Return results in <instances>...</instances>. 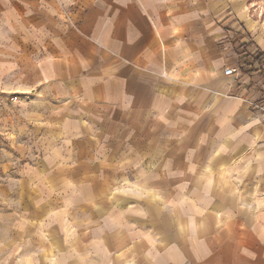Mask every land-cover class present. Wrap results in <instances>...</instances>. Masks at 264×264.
<instances>
[{
    "label": "crops",
    "instance_id": "1",
    "mask_svg": "<svg viewBox=\"0 0 264 264\" xmlns=\"http://www.w3.org/2000/svg\"><path fill=\"white\" fill-rule=\"evenodd\" d=\"M243 22L240 0H0V92L47 104L68 153L61 227H17L18 264H264Z\"/></svg>",
    "mask_w": 264,
    "mask_h": 264
},
{
    "label": "rangeland",
    "instance_id": "2",
    "mask_svg": "<svg viewBox=\"0 0 264 264\" xmlns=\"http://www.w3.org/2000/svg\"><path fill=\"white\" fill-rule=\"evenodd\" d=\"M240 1L244 34L239 41L245 45L240 50L254 59L262 56L258 45L264 47V0ZM48 110L47 104L0 92V264H18L17 227H61L47 204L56 202L49 199L52 194L66 190L60 174L68 153L49 133L50 121L34 119L35 113L48 115ZM34 210L43 216L34 219Z\"/></svg>",
    "mask_w": 264,
    "mask_h": 264
},
{
    "label": "built area",
    "instance_id": "3",
    "mask_svg": "<svg viewBox=\"0 0 264 264\" xmlns=\"http://www.w3.org/2000/svg\"><path fill=\"white\" fill-rule=\"evenodd\" d=\"M262 68H264V62L262 64ZM236 73H237L236 70L233 68L224 69V75H226V76H232V75H235Z\"/></svg>",
    "mask_w": 264,
    "mask_h": 264
},
{
    "label": "trees",
    "instance_id": "4",
    "mask_svg": "<svg viewBox=\"0 0 264 264\" xmlns=\"http://www.w3.org/2000/svg\"><path fill=\"white\" fill-rule=\"evenodd\" d=\"M233 40H234V42H237L238 40H240V38L236 36ZM242 48H245V45H242ZM261 57H262L261 55H260L259 57L257 56V57L254 59V61H256V62L260 61ZM259 70H260V73L263 74V76H264V69L261 70V69L259 68Z\"/></svg>",
    "mask_w": 264,
    "mask_h": 264
}]
</instances>
